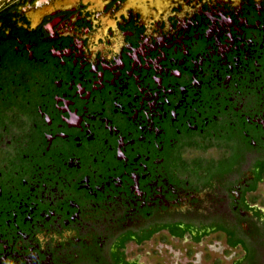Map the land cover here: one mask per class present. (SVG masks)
<instances>
[{
    "label": "flooded vegetation",
    "instance_id": "obj_1",
    "mask_svg": "<svg viewBox=\"0 0 264 264\" xmlns=\"http://www.w3.org/2000/svg\"><path fill=\"white\" fill-rule=\"evenodd\" d=\"M147 245L264 264V0H0V264Z\"/></svg>",
    "mask_w": 264,
    "mask_h": 264
},
{
    "label": "water",
    "instance_id": "obj_2",
    "mask_svg": "<svg viewBox=\"0 0 264 264\" xmlns=\"http://www.w3.org/2000/svg\"><path fill=\"white\" fill-rule=\"evenodd\" d=\"M175 2H179L180 0H174ZM227 0H210L211 5L214 7L216 5H222L226 2ZM172 3H174L173 1H171ZM237 3V0H236ZM215 11H219L217 8L215 9ZM213 27H211L210 33H216L219 34L220 31H225L230 22L225 20V19H219V20H213ZM153 23V22H152ZM186 25L183 26V24H180V28L181 29H185L187 30L186 26L188 25V22H185ZM151 24V23H150ZM175 33V32H174ZM170 34L168 36L165 35H161L159 33H153L151 34L152 36H144L143 37V42L147 45L146 48H151V49H161V51L159 50V55L161 57V52L163 50V48H168V49H172L176 46H178L177 51L180 50V46L183 40V36L185 34ZM96 50V49H94ZM103 55L106 57V53L103 52ZM149 61V59L147 60Z\"/></svg>",
    "mask_w": 264,
    "mask_h": 264
},
{
    "label": "rangeland",
    "instance_id": "obj_3",
    "mask_svg": "<svg viewBox=\"0 0 264 264\" xmlns=\"http://www.w3.org/2000/svg\"><path fill=\"white\" fill-rule=\"evenodd\" d=\"M146 250H150V248H149L148 245L141 252V254H142L141 262H143V263L151 262V263L155 264L156 263V260H157L156 257H154V256H148L146 254Z\"/></svg>",
    "mask_w": 264,
    "mask_h": 264
}]
</instances>
